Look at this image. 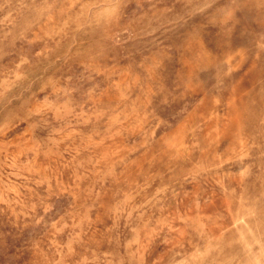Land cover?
Segmentation results:
<instances>
[{"label":"rangeland","instance_id":"rangeland-1","mask_svg":"<svg viewBox=\"0 0 264 264\" xmlns=\"http://www.w3.org/2000/svg\"><path fill=\"white\" fill-rule=\"evenodd\" d=\"M0 264H264V0H0Z\"/></svg>","mask_w":264,"mask_h":264}]
</instances>
